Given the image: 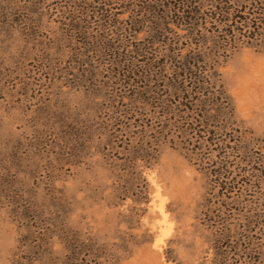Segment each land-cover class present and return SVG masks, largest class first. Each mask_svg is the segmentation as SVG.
<instances>
[{
	"label": "rangeland",
	"instance_id": "rangeland-1",
	"mask_svg": "<svg viewBox=\"0 0 264 264\" xmlns=\"http://www.w3.org/2000/svg\"><path fill=\"white\" fill-rule=\"evenodd\" d=\"M0 264H264V0H0Z\"/></svg>",
	"mask_w": 264,
	"mask_h": 264
},
{
	"label": "trees",
	"instance_id": "trees-1",
	"mask_svg": "<svg viewBox=\"0 0 264 264\" xmlns=\"http://www.w3.org/2000/svg\"><path fill=\"white\" fill-rule=\"evenodd\" d=\"M132 164H134V162L132 161ZM131 166H134V165H131ZM129 168H131V167H129ZM134 168V167H133ZM123 170V169H122ZM129 176H130V178L132 179V183L134 184V183H137L138 184V182H139V179H140V177L138 176V174L137 173H134L133 171L130 173V171H129ZM135 174V175H134ZM119 178V177H118ZM126 183H127V181H126ZM131 185H129V187H127V190H126V192H128V190H130L129 188H133V187H130ZM137 186L138 185H135V188H137ZM125 188H126V186H125Z\"/></svg>",
	"mask_w": 264,
	"mask_h": 264
}]
</instances>
